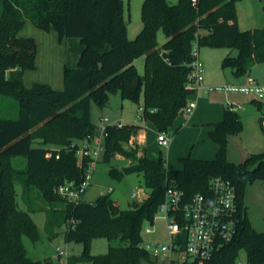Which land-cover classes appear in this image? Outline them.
Returning a JSON list of instances; mask_svg holds the SVG:
<instances>
[{
  "label": "trees",
  "instance_id": "trees-1",
  "mask_svg": "<svg viewBox=\"0 0 264 264\" xmlns=\"http://www.w3.org/2000/svg\"><path fill=\"white\" fill-rule=\"evenodd\" d=\"M237 1L144 0L143 28L132 39L123 0H0V97L18 102L17 117L0 116V264H59L51 257L33 259L27 253L24 236L40 238L31 215L38 210L30 206L31 188H37L47 204L41 209L46 211L50 235L58 234L54 228L65 224L66 239L84 245L80 255L67 256V264H154L156 259L143 245V228L154 222L168 187L181 188L187 197L209 194L211 180L219 176L237 188L238 231L210 259L175 264H238L242 250L247 252V264H264V231L253 225L246 201L248 186L264 181V150L241 162L228 158L229 136L244 127L241 113L230 106L209 132L218 146L215 158L189 154L180 158V169H167L162 154L138 156L137 151L124 148L142 125L108 126L101 160L110 162L117 152L132 159L123 168L111 166L110 174L121 178L125 173L143 172L149 193L140 203L121 208L111 191L95 201L70 200L56 191L68 182L78 187L85 177L90 158L78 155L77 149L98 131L91 120L92 100L103 107L110 93L119 92L123 99L140 105L143 96L142 120L169 132L196 91L189 80L195 42L199 48L236 49L237 53L229 52L223 59V65L235 74H247L254 64L264 63V25L241 29ZM26 20L42 30H55L61 41L81 40L77 65L65 64L63 89L43 82L25 85V72L36 68L38 47L34 37L20 36ZM160 29L166 35L162 45ZM141 56H145L143 75L135 64ZM263 120L264 116L262 125ZM16 157L26 158L24 168L14 166ZM18 185L27 209L19 205ZM95 238L109 240L106 253H92ZM116 240L121 244H113Z\"/></svg>",
  "mask_w": 264,
  "mask_h": 264
},
{
  "label": "rangeland",
  "instance_id": "rangeland-1",
  "mask_svg": "<svg viewBox=\"0 0 264 264\" xmlns=\"http://www.w3.org/2000/svg\"><path fill=\"white\" fill-rule=\"evenodd\" d=\"M124 2V17L127 23V32L129 38H135L143 28L142 6L144 0H123ZM237 19L241 29H254L264 25V0H238L237 4ZM20 36L34 37L38 47L36 55V68L27 70L24 74V83L27 87L32 86L34 82L49 83L56 89H63L65 85V64L71 67L77 65L82 43L79 38H68L66 42L60 40L55 30L45 31L36 27L30 20H27L23 29L20 31ZM166 41V35L163 30L158 32V43L162 45ZM233 50L232 54L237 52L236 49H231L227 46H200V56L202 61L211 69V72L216 76L231 75V68L223 65L224 57ZM145 56L139 57L135 64L141 75L145 72L144 67ZM230 73V74H229ZM257 71H254V74ZM223 85V84H217ZM214 85V86H217ZM143 106V96L140 105L130 99H123L119 92L110 93L109 102L106 106H99L94 100L91 102V120L99 126L102 117H108L110 122L123 121L124 123H136L141 120L138 118V108ZM243 120V130L238 134L229 136L228 158L234 162L245 160L248 154L252 152H260L264 150V120L263 125L260 118L264 115V107H258L254 102L249 109L240 110ZM18 102L14 98L8 100L0 97V116L1 117H17ZM183 117L186 113L180 114ZM176 132V126L170 128L172 135H181L174 144V149H179L178 146L182 142L189 140V149L199 151L207 147L204 141L198 140V133L194 136L197 139H189V132L181 130L180 125ZM139 132V131H138ZM138 132L134 135L136 136ZM193 136V135H192ZM133 138V137H132ZM131 140L124 145L125 149L137 151L138 156L147 153L145 147L139 145L136 141ZM180 139V141H179ZM210 141L211 138L209 137ZM196 142L197 144L195 145ZM146 147L148 155L153 158H158L162 154L167 161H170V168H177L179 164V156L176 152L174 155H168V147H161L157 143V135L148 127ZM102 158V157H101ZM132 159L125 157L124 154L117 152L110 162H105L100 159L93 173L92 184L88 186L87 191L83 194V200L95 201L101 194L110 192V187L113 189L111 195L121 208H129L134 201L140 203L149 193L146 186L145 175L143 172H129L121 178H117L110 174L111 166L123 168L131 163ZM13 164L17 168H24L26 165L25 157H16L13 159ZM168 164H166V167ZM134 190L140 191V196L137 198L132 196ZM18 201L22 209H27L28 206L22 199V187L17 186ZM30 197L35 209L31 211V215L38 224L40 238L36 241L28 236H24V244L27 253L33 259L53 258L59 261V264H67V256H62L58 252V248L67 252L68 256L80 255L84 249L82 242L68 241L63 232L66 225L62 224L58 228H54L58 232L55 236H51L50 228H47V214L41 208L47 207L46 202L41 198L37 188H31ZM247 204L249 206V216L255 228L259 231H264V181L252 182L247 189ZM148 224L146 223L144 227ZM154 226L158 229L156 233H147L143 231V242L145 244L161 242L168 243L169 235L166 231V222L161 218H157ZM109 240L107 238H95L92 241L91 251L93 254H104L109 249ZM113 244H121L120 240H116ZM182 257L176 256L177 260ZM158 264H170L167 257H159ZM238 264H247V252L242 250L237 260ZM88 264V263H80ZM143 264H149L144 261Z\"/></svg>",
  "mask_w": 264,
  "mask_h": 264
},
{
  "label": "built area",
  "instance_id": "built-area-1",
  "mask_svg": "<svg viewBox=\"0 0 264 264\" xmlns=\"http://www.w3.org/2000/svg\"><path fill=\"white\" fill-rule=\"evenodd\" d=\"M193 55L189 80L190 85L198 90L204 81V63L200 59V48L197 42L193 44ZM208 89L250 93L264 103V80L259 81L251 75L247 77L244 84L209 86ZM229 106L235 110L242 108L239 104H230ZM195 107L196 102L190 100L185 112L191 113ZM143 111L144 107L139 106L137 120H142ZM108 122H110L108 117H102L97 133L80 142L77 153L90 158L89 166L78 187L74 185V182L61 184L57 187L56 191L61 196L70 200H78L82 198L91 184L96 165L106 149L105 139L108 134V126L116 124L122 127L125 124L121 120ZM157 140L161 147H168L172 137L168 131H158ZM48 155L50 156L51 153ZM56 157H59V154ZM210 189L209 194L196 193L187 197L181 188L168 187L165 200L160 205L154 222L143 228V231L147 233H156L157 228L154 223L157 218L166 222V231L169 235L168 243H143L145 249L154 258L167 257L170 264L184 261L202 263L210 259L224 243L236 235L240 221L236 186L231 180L219 176L211 180ZM109 191H112V188ZM138 195L140 196V191L132 192L133 197L137 198ZM58 252L62 256H68L63 249L58 248ZM177 255L183 256V258L177 260Z\"/></svg>",
  "mask_w": 264,
  "mask_h": 264
},
{
  "label": "crops",
  "instance_id": "crops-1",
  "mask_svg": "<svg viewBox=\"0 0 264 264\" xmlns=\"http://www.w3.org/2000/svg\"><path fill=\"white\" fill-rule=\"evenodd\" d=\"M64 41L66 42L65 39ZM230 52L233 53V50H230ZM201 58L202 57L200 56V59ZM254 71H257V73L254 74ZM230 73L231 75H226L224 78L222 77V75L216 76L215 74L211 72V69L204 63V81L202 85L200 86V88L196 90L190 97V100H194L196 102V107L193 109L191 113L185 112L186 115L184 117L183 115H179L176 118L173 124V127L176 126L175 131L178 132L179 129L177 128V125H180L181 130L189 132V137H190L189 139H197L194 136V134L199 132L198 140L200 139V142L204 141L207 144V147L205 149L202 148V150L199 149V151H195L197 149L192 150L193 148L190 150L189 149L190 146L188 144L189 140H187L184 143L182 142V144L178 146L179 149L176 150L174 149V144L177 142L178 138H180L181 135L179 134L172 135L169 130L172 140H171L170 145L168 146V155L172 156L174 155V152H176L177 155L179 156L178 157L179 164L177 168H170L169 165H171V163L170 161H167V164H168V166L166 167L167 169H180L182 167L180 158L187 156L189 154H191L193 157H196V158H203V159L215 158L217 151H218V146L213 141H210L209 132L213 128L212 126L213 123L222 120L225 107L229 106L230 104H239L242 106V108L238 110L239 112L240 110L251 108L254 102L257 104L258 107H264V103L261 102L255 95L250 94V93L208 89L209 86H214L217 84H223V85L244 84L247 81V77L249 75L257 78L259 81H263L264 80V63L254 64L251 70L249 71V73L247 74H242V75L235 74L232 70ZM136 123L142 125V128L139 130L136 136H133L132 139L136 141L139 145H142L143 147H145L148 153V150L146 147L147 128L149 127L153 131V133L156 134L157 136H158V130L150 122H145L141 120V122L138 121ZM157 143H158V140H157ZM194 143L195 145L197 144L196 142ZM252 153H257V152H252ZM249 155L250 154H248V156ZM145 195L148 196V194H145ZM158 262H159V259H156V262L154 264H158Z\"/></svg>",
  "mask_w": 264,
  "mask_h": 264
}]
</instances>
